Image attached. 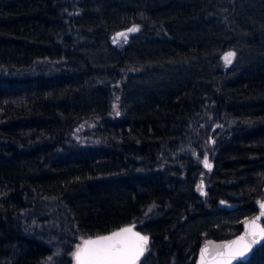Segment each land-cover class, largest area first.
I'll return each mask as SVG.
<instances>
[{
	"label": "trees",
	"instance_id": "obj_1",
	"mask_svg": "<svg viewBox=\"0 0 264 264\" xmlns=\"http://www.w3.org/2000/svg\"><path fill=\"white\" fill-rule=\"evenodd\" d=\"M252 219L264 0H0V264L129 226L137 264H195Z\"/></svg>",
	"mask_w": 264,
	"mask_h": 264
},
{
	"label": "snow or ice",
	"instance_id": "obj_2",
	"mask_svg": "<svg viewBox=\"0 0 264 264\" xmlns=\"http://www.w3.org/2000/svg\"><path fill=\"white\" fill-rule=\"evenodd\" d=\"M136 30L133 28L129 31ZM233 55V53H228L225 56L226 63H231ZM204 164L205 167L211 169L207 157L204 158ZM131 232L132 229L124 228L98 240L87 241L85 246L77 252V259L81 261V264H135L136 258L143 251L141 242L146 243L147 237L135 234V238L132 239L126 235ZM257 236H264V228H259L257 231L253 227L249 232L250 242H245L242 238L239 247L232 248L227 253L219 252L218 255L243 257L251 244L257 242Z\"/></svg>",
	"mask_w": 264,
	"mask_h": 264
},
{
	"label": "water",
	"instance_id": "obj_3",
	"mask_svg": "<svg viewBox=\"0 0 264 264\" xmlns=\"http://www.w3.org/2000/svg\"><path fill=\"white\" fill-rule=\"evenodd\" d=\"M253 227H255L257 231L259 230V228H263V226L261 225L258 219H252L244 223L241 233L233 239H230L227 241H220V242H216V241L205 242L198 252L195 264H239V263L246 262L250 258V256L254 253V251L264 244V236H257L256 237L257 242L251 244V247L246 251L243 257L229 256V255L220 256L218 255V253L219 252L227 253L230 249L239 247L242 238L245 242H250L249 232ZM125 228L132 229L131 233L126 234L132 239L135 238V234H139L131 226L125 227ZM120 230H117L115 232H119ZM113 233L87 239L84 241L81 249L85 246V243L87 241H95L101 237L109 236ZM139 236L144 237L141 234H139ZM141 244H142L143 251L136 258L135 264H137L144 256L143 246L148 244V240L146 241V243L141 242ZM75 261H76V264H81V261L77 259V255L75 256Z\"/></svg>",
	"mask_w": 264,
	"mask_h": 264
}]
</instances>
